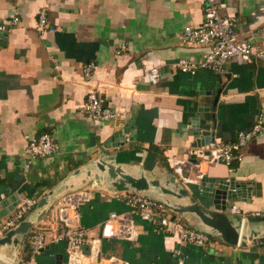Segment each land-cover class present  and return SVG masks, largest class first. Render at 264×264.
Returning <instances> with one entry per match:
<instances>
[{
    "label": "crops",
    "instance_id": "0c3cea01",
    "mask_svg": "<svg viewBox=\"0 0 264 264\" xmlns=\"http://www.w3.org/2000/svg\"><path fill=\"white\" fill-rule=\"evenodd\" d=\"M222 1L221 13L238 18L239 39L254 34L264 49V0ZM43 8L54 32L36 29ZM15 12L20 21L12 25ZM203 14L201 0H0V25H6L0 29V201L16 193L21 199H47L15 227L0 230V264H69L68 242L52 237L65 229L59 219L62 198L81 190L89 193L79 206L85 252L116 211L130 213L140 234L134 240L101 239L105 257L118 256L128 264H264V218L252 215L264 211V133L242 149L241 161L230 166L203 162L200 168L204 175L233 176L250 184L247 200L232 199L224 211L242 217L247 239L241 244L214 236L206 247L181 242L156 221L142 219L122 198L132 192L162 201L170 215L211 234L212 227L195 213L181 210L192 203L202 207L205 200L196 185L174 171L175 158H188L194 140L182 124L197 116L212 131L200 148L210 153L217 141L234 140L260 113L264 117V60L233 58L225 72L186 73L173 67L180 58H198L204 51L188 47L180 37L183 27L201 23ZM122 44L127 49L117 53ZM89 62L96 67L86 80L83 66ZM154 65L161 67L157 85L146 74ZM91 89L102 91L112 109L126 113L125 119L93 118L84 107ZM130 119L135 138L125 133L124 145L105 148L104 141ZM44 132L53 135L60 152L29 157V139ZM102 157H113L115 167L135 178L145 177L148 186L120 191L92 183L88 169ZM205 158V153L198 155L197 161ZM184 175L196 176L193 171ZM233 205L238 213L231 211ZM13 212L0 216V228ZM37 229L46 232L48 241L32 255L30 241ZM12 230L16 233L4 242Z\"/></svg>",
    "mask_w": 264,
    "mask_h": 264
},
{
    "label": "built area",
    "instance_id": "2783aa9c",
    "mask_svg": "<svg viewBox=\"0 0 264 264\" xmlns=\"http://www.w3.org/2000/svg\"><path fill=\"white\" fill-rule=\"evenodd\" d=\"M203 2V20L199 24H189L183 27L180 34L183 42L190 48H203L198 58H180L173 67L181 72L195 73L201 69H209L216 72H225V64L228 60L239 58L244 61L252 59L264 60V49L255 42V35L246 39H239L238 18L235 15L227 16L221 13L226 4L222 0H201ZM20 21L19 12H15L10 19L12 25ZM6 25H0L5 29ZM36 29L41 32H54L46 10L43 8L38 14ZM127 46L122 44L117 50L120 53ZM96 65L89 62L83 66V76L89 80ZM149 81L157 85L161 80V67L154 65L147 71ZM85 110L95 119L115 120L125 119L124 111H115L109 106L107 97L97 89H91L84 103ZM264 108V105H263ZM264 133L263 113L257 117L254 125L237 132L234 140H219L212 147L209 157L201 161H191L189 158H175L174 171L181 175L187 183H197L204 175L201 172V164L223 163L228 166L242 160V149L255 137ZM60 152V145L53 135L48 132L41 133L38 137L29 139L26 153L29 157H45ZM30 164L26 163V167ZM184 171H193L195 177L184 175ZM122 198L136 208L142 219L156 221L158 225L169 235L176 237L181 242L192 243L206 247L211 243V236L206 232L196 230L177 216L170 215L162 201L152 199L137 193H122ZM89 200L87 191L73 192L65 195L59 206V219L65 225V229L53 235V241L66 240L68 242L69 264H128L118 256L105 257L101 254L100 241L106 240H134L140 234L135 221L130 213H118L113 211L101 225L100 235L90 245L89 252L84 251L87 242L85 228L81 224L79 206ZM38 197L25 196L14 208L12 216L1 226V231H8L15 227L25 214L38 204ZM233 213H238L237 205L231 207ZM252 215L264 218V211H253ZM48 241V236L42 229H37L30 241L32 255L39 252Z\"/></svg>",
    "mask_w": 264,
    "mask_h": 264
},
{
    "label": "water",
    "instance_id": "95a60500",
    "mask_svg": "<svg viewBox=\"0 0 264 264\" xmlns=\"http://www.w3.org/2000/svg\"><path fill=\"white\" fill-rule=\"evenodd\" d=\"M219 99V95L216 96V102ZM209 109H206L208 111ZM122 123V120L118 122ZM186 130L190 135L194 137L191 142L186 154L191 161L196 162L198 155H203L205 153L206 157H209L208 151H203L200 149L203 145L209 143L212 137V131L203 128L197 118L191 117L187 123H183ZM135 126L133 120L127 121L123 128H117L116 131L104 141L105 148L116 147L124 145L125 139L124 134L129 133L132 140L135 138ZM103 152L101 153V155ZM105 156V154H103ZM104 159L102 157L96 163L91 165L88 169V176L91 178L92 183L97 182L101 186H106L108 188H116L120 191H126L130 189H144L148 186V181L145 177L135 178L123 167H115L111 160L113 157ZM198 187L200 194L205 197L202 207L198 203H192L185 205V209L189 212L195 213L202 221L212 227V233H208L210 236H214L218 239L227 241L228 243L238 245L242 243V240L247 239V235H243L242 231L244 228V223L242 217L232 216L229 213L224 212L227 208L231 206L230 200L237 198L239 201L247 200L250 196V184L244 181H238L235 177H212L209 175H203L199 182L191 183ZM196 194L191 197L195 198ZM21 201L20 196L16 194H11L5 199L0 201V216L5 217L10 212L14 210L17 204ZM47 202L45 197L38 201L39 207L43 206ZM164 203V202H163ZM166 205V203H164ZM26 224L22 223L21 225ZM31 224L25 227H20L19 229L25 231ZM215 231V233H213ZM205 232V231H203ZM16 233V231H11L8 233L4 242L10 240L11 236ZM10 235V236H9ZM7 262L13 263L6 259Z\"/></svg>",
    "mask_w": 264,
    "mask_h": 264
}]
</instances>
